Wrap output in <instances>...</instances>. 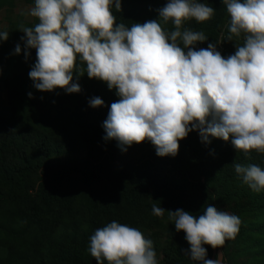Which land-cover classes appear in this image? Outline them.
Here are the masks:
<instances>
[{
	"label": "clouds",
	"instance_id": "obj_1",
	"mask_svg": "<svg viewBox=\"0 0 264 264\" xmlns=\"http://www.w3.org/2000/svg\"><path fill=\"white\" fill-rule=\"evenodd\" d=\"M222 2L230 16L228 40L243 38L227 57L214 43L197 49L208 37L185 27L214 17V8L200 0H167L158 20L130 27L114 15L121 0H34L27 15L38 23L22 30L25 55L37 52L29 77L40 92L78 94L74 73L78 60L86 62L87 76L119 97L102 127L104 139L122 150L147 140L157 156L175 157L179 142L197 131L205 144L230 140L236 150L264 153V0ZM8 39L0 30V41ZM21 51L18 44L15 54ZM89 105L103 107L104 101L93 97ZM235 172L252 191H264L261 166L235 164ZM152 211L159 218L167 213L176 231L186 234V254L198 264H219L205 246L222 248L241 226L238 216L212 205L201 215L155 204ZM89 250L97 264H160L152 240L115 220L95 231Z\"/></svg>",
	"mask_w": 264,
	"mask_h": 264
},
{
	"label": "trees",
	"instance_id": "obj_2",
	"mask_svg": "<svg viewBox=\"0 0 264 264\" xmlns=\"http://www.w3.org/2000/svg\"><path fill=\"white\" fill-rule=\"evenodd\" d=\"M15 1L0 0V9L13 7ZM25 1L34 6V0ZM166 3L167 0H121V9L114 15L117 23L130 27L135 23L158 20V10ZM208 5L214 8V17L191 25L194 31H203L208 37L196 48H207L209 43H214L217 50L227 57L233 48L243 44V38L228 40L230 16L222 0H208ZM34 24L20 20L15 28L8 31L9 39L0 41V94L6 96V105H0V193L15 183L24 192L21 199L10 198L7 207L2 206L0 198V264H91L89 256L92 255L88 256L87 252H90L94 228H102L115 220L140 230L146 215L143 197L148 189L155 193H175L186 212L203 214L213 201L209 191L212 187L210 178L207 177L209 184L197 185L201 197L195 201L181 188L164 185L157 164L147 170L144 166L148 161L146 157L139 165L125 159V156L141 152L151 155V151L146 150L149 141L125 146L126 150H122L115 140L104 139L102 125L111 104L118 99L115 90H109L105 82L87 76L86 62L77 61V74L74 73L73 81L79 83L81 89L88 90L86 113L78 107L79 93L67 94L63 89L54 92L35 89L29 72L36 63L37 52L31 49L30 55L26 56L22 39L25 37L23 28L34 27ZM165 27L173 30L171 23ZM18 44L22 51L16 55ZM93 97L101 98L104 106L90 107L89 101ZM79 140H84L94 151L105 152L107 158L86 168L87 173L99 176L103 184L88 193L85 203L69 208L59 192L68 175L65 171L58 173L56 165L47 167V174L54 176H48L45 182L33 189L36 170L33 153L37 150H51L57 154L69 151ZM223 152L229 161V175L223 169H217V172L221 178L223 174L226 181H239V176L232 172L235 164H254L256 155L253 151L236 150L230 140L225 142ZM118 154L124 158L118 159ZM255 198L263 201L260 194ZM205 247L208 252L212 250L210 246ZM178 263L198 264L188 255L181 256Z\"/></svg>",
	"mask_w": 264,
	"mask_h": 264
},
{
	"label": "rangeland",
	"instance_id": "obj_3",
	"mask_svg": "<svg viewBox=\"0 0 264 264\" xmlns=\"http://www.w3.org/2000/svg\"><path fill=\"white\" fill-rule=\"evenodd\" d=\"M200 2L208 4V0H200ZM31 7L25 0H16L13 7L1 8L0 30L8 32L15 28L20 20L28 24L38 23V20L27 15V11ZM194 22V20L186 22L185 27L193 30L191 25ZM235 51L236 48H233L230 55ZM81 90L78 107L82 113H86L88 90L84 87ZM117 99L119 100L118 96ZM0 105H6L4 93L0 94ZM179 144L178 154L175 157L161 158L157 156L155 146L149 142L146 150H150L151 155L146 156L141 152L125 156V159L139 165L144 163L143 159L146 157L148 161L144 163V166L147 170L154 168V165L157 164L164 185L173 189L174 187L181 188L189 198L195 201L201 197L197 185L199 183L209 184L207 177L210 178L212 187L209 191L213 195L210 205L238 216L241 219V226L234 239L227 240L222 248L209 251L208 258L218 259L219 264H264V191L259 193L252 191L240 177H238L239 181H226L223 174L222 178L219 177L217 169H223L224 173L229 175V161L223 152L225 141L211 138V143L205 144L201 142L199 133L193 131ZM253 155H256L254 164L264 168V153L253 150ZM116 157L124 158L119 154ZM106 158L105 152L94 151L93 147L84 140H79L71 150L58 154L51 150H37L33 153L36 164L33 189L45 182L48 176L52 175L50 178L54 176L47 174V167L56 165L58 173L65 171L68 175L59 191L63 201L69 208L85 203L88 193L103 184V180L99 176L87 173L86 168L95 163H101ZM7 188H3L0 193L3 207L9 205L10 198L21 199L24 194L17 183ZM257 194L263 196V201L255 198ZM143 200L146 215L143 218L140 231L146 238L152 240L160 264L163 262L164 264H179L180 257L187 255L186 252L190 247L185 239L186 234L176 231L174 222L168 219L167 213L163 218H159L152 211L154 204L161 206L165 211L184 210L176 194L166 191L155 193L152 189H148L144 192ZM96 230L94 228L92 235ZM90 254L87 252L88 256ZM89 262L97 264L92 256H89Z\"/></svg>",
	"mask_w": 264,
	"mask_h": 264
}]
</instances>
